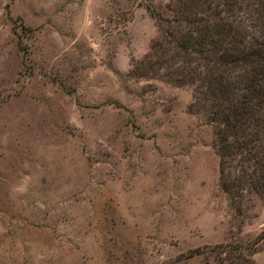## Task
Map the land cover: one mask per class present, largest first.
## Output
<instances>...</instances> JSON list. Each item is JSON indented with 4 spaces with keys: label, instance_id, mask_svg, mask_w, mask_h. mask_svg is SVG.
<instances>
[{
    "label": "rangeland",
    "instance_id": "374dc122",
    "mask_svg": "<svg viewBox=\"0 0 264 264\" xmlns=\"http://www.w3.org/2000/svg\"><path fill=\"white\" fill-rule=\"evenodd\" d=\"M167 1L0 0V264H264L190 86L137 69Z\"/></svg>",
    "mask_w": 264,
    "mask_h": 264
},
{
    "label": "trees",
    "instance_id": "16d2710c",
    "mask_svg": "<svg viewBox=\"0 0 264 264\" xmlns=\"http://www.w3.org/2000/svg\"><path fill=\"white\" fill-rule=\"evenodd\" d=\"M147 8L159 33L140 75L190 86V109L212 126L227 204L238 209L248 192L264 200V0H168V17Z\"/></svg>",
    "mask_w": 264,
    "mask_h": 264
}]
</instances>
